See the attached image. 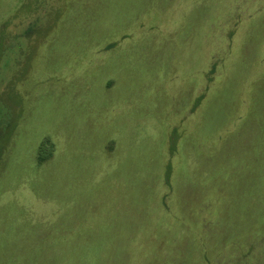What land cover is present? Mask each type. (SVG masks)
I'll list each match as a JSON object with an SVG mask.
<instances>
[{"label": "rangeland", "instance_id": "374dc122", "mask_svg": "<svg viewBox=\"0 0 264 264\" xmlns=\"http://www.w3.org/2000/svg\"><path fill=\"white\" fill-rule=\"evenodd\" d=\"M0 264H264V0H0Z\"/></svg>", "mask_w": 264, "mask_h": 264}, {"label": "trees", "instance_id": "16d2710c", "mask_svg": "<svg viewBox=\"0 0 264 264\" xmlns=\"http://www.w3.org/2000/svg\"><path fill=\"white\" fill-rule=\"evenodd\" d=\"M47 155L45 153L40 154L41 161H44L46 159Z\"/></svg>", "mask_w": 264, "mask_h": 264}]
</instances>
